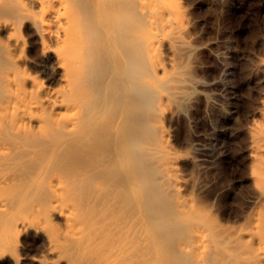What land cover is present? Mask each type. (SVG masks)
I'll return each mask as SVG.
<instances>
[{
	"label": "bare ground",
	"instance_id": "6f19581e",
	"mask_svg": "<svg viewBox=\"0 0 264 264\" xmlns=\"http://www.w3.org/2000/svg\"><path fill=\"white\" fill-rule=\"evenodd\" d=\"M172 13L158 0H0V261L264 264V212L238 229L213 224L182 197L179 155L154 135L157 99L203 83L155 74L153 37ZM171 39L182 43L177 30ZM258 115L231 136H245L246 180L264 204V101ZM191 154L217 166L204 146Z\"/></svg>",
	"mask_w": 264,
	"mask_h": 264
},
{
	"label": "rangeland",
	"instance_id": "374dc122",
	"mask_svg": "<svg viewBox=\"0 0 264 264\" xmlns=\"http://www.w3.org/2000/svg\"><path fill=\"white\" fill-rule=\"evenodd\" d=\"M160 7L173 13L170 27L153 37L159 56L156 76L166 79L183 69L203 83L186 100L157 99L154 109L159 115L154 120L161 130L155 129L154 135L166 136L171 149L178 153L182 197L189 205L202 210L216 226L245 227L264 212V204L253 201L254 188L246 180L249 157L245 136L238 139L231 135L261 121L264 0H158ZM176 30L182 43L171 39ZM184 45L193 51L187 53ZM217 51L228 58L230 71H225L223 61L215 56ZM216 78L219 84H211ZM52 85L57 87V83ZM217 89L222 95L212 105L208 96ZM224 113L228 117L232 114L229 120L219 119ZM195 145L213 151L217 166L208 163L201 170L191 154ZM200 181L212 184L200 192ZM33 253L38 250L33 249ZM225 258L223 264H236L233 258ZM0 264L13 263L7 258Z\"/></svg>",
	"mask_w": 264,
	"mask_h": 264
}]
</instances>
